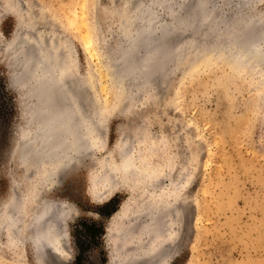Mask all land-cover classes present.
Listing matches in <instances>:
<instances>
[{
	"label": "rangeland",
	"instance_id": "rangeland-1",
	"mask_svg": "<svg viewBox=\"0 0 264 264\" xmlns=\"http://www.w3.org/2000/svg\"><path fill=\"white\" fill-rule=\"evenodd\" d=\"M15 1L0 0V264H147L144 242L165 231L170 204L178 250L171 264H264V74L205 46L162 58L156 84L119 78L103 47L110 29H122L121 0ZM178 1L171 7L181 10ZM254 10L264 12V0ZM160 17L171 20L165 9ZM21 26L34 32L21 38L40 40V49H25L31 64L51 42L65 63L74 51L82 110L100 120L93 151L51 186L22 166L14 146L34 101L25 73L20 88L10 75L22 69L7 50ZM43 201L68 206L65 256L34 253L28 222Z\"/></svg>",
	"mask_w": 264,
	"mask_h": 264
},
{
	"label": "bare ground",
	"instance_id": "bare-ground-1",
	"mask_svg": "<svg viewBox=\"0 0 264 264\" xmlns=\"http://www.w3.org/2000/svg\"><path fill=\"white\" fill-rule=\"evenodd\" d=\"M217 1L180 0L178 7L182 6V9L179 10L171 7L172 0H121V4H118L121 5L119 13H124L121 19L122 29L119 33H114L110 29L109 38L103 47L108 65H112L113 71L119 78L128 77L135 81L139 78L143 82L156 84L154 80L159 77L157 74L161 72L160 75H163L162 70L166 67L161 62L162 58L163 61L169 62L182 56L184 52H193L205 46H220L226 54L240 57L263 75L264 12L254 10V3L258 0H223L222 6ZM154 5L160 8L159 11L154 9ZM164 9L171 14L170 22H165L160 17V12ZM5 12L13 13L8 8ZM22 27L17 31L20 39L15 44L11 42L10 46L6 43L7 50L9 48L8 54L11 53L18 63L15 66L22 64V69L19 66V71L15 70V67L10 69V75L12 83L20 88L25 82L20 86L18 82L24 77L19 79V75L25 73L26 82L30 83L29 86L27 85V94L34 101L27 103L26 129L21 130L14 146L17 148L22 166L35 167V173L38 172L37 174L40 175L42 184L51 186L59 184L64 172L74 168L84 156L93 151L91 149H94L95 143L102 137L97 128L100 120L92 114L85 115V111L82 110L85 100L79 95L80 90L78 89L79 94L75 90L78 88L75 84L76 76L71 75L77 69V60L74 54H71L74 52L70 51L71 46H68L71 48H69L71 53L68 54L70 60H66L65 63L61 49L57 50L52 42L49 43L45 49L42 48L41 54L37 52L38 63L33 67L30 63L32 58L26 53L39 47L40 44L36 45V42L28 40L30 39L28 37L21 38L22 34L30 36L33 32L32 30L22 32ZM222 34L226 35L222 36ZM110 37L115 39L112 45ZM227 44L232 50L225 49ZM25 49L28 51L25 52ZM3 53L7 59V52ZM112 58H115L113 62H111ZM91 144H93L92 148H90ZM43 162L48 165H44ZM46 166L50 167L46 168ZM104 172H109L107 166ZM41 191H37L35 196L41 195L43 192ZM13 194L21 195L17 191ZM44 202L41 204L38 202L28 222V226L34 230L31 237L34 253L43 260L47 254L49 255L48 252L59 256L66 255L64 244L66 212L64 211L68 207L64 204L56 206L52 201ZM172 205H169L170 212L165 222V231L158 238L154 236V242L152 239L144 242L147 246V251L144 252L147 264H171L178 253L175 245ZM9 209L7 213L11 218H15L14 205L9 206ZM48 246L51 251L47 249ZM132 263H135L134 259Z\"/></svg>",
	"mask_w": 264,
	"mask_h": 264
},
{
	"label": "water",
	"instance_id": "water-1",
	"mask_svg": "<svg viewBox=\"0 0 264 264\" xmlns=\"http://www.w3.org/2000/svg\"><path fill=\"white\" fill-rule=\"evenodd\" d=\"M34 40V39H33ZM35 42H37L36 43V45H38V44H40V40L38 41V40H34ZM38 60H37V58H34L33 60H32V65L34 66L35 64H37L38 62H37ZM133 228V227H132ZM49 251H51V249H50V247L48 246V248H47Z\"/></svg>",
	"mask_w": 264,
	"mask_h": 264
},
{
	"label": "trees",
	"instance_id": "trees-1",
	"mask_svg": "<svg viewBox=\"0 0 264 264\" xmlns=\"http://www.w3.org/2000/svg\"><path fill=\"white\" fill-rule=\"evenodd\" d=\"M113 202H115L114 199H112V200L109 202V204H111V203H113ZM114 210H116V209H114ZM114 210H113V211H114Z\"/></svg>",
	"mask_w": 264,
	"mask_h": 264
}]
</instances>
